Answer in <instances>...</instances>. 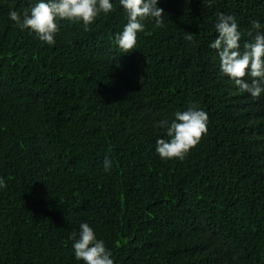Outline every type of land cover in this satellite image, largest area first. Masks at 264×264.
I'll use <instances>...</instances> for the list:
<instances>
[{
    "label": "trees",
    "instance_id": "trees-1",
    "mask_svg": "<svg viewBox=\"0 0 264 264\" xmlns=\"http://www.w3.org/2000/svg\"><path fill=\"white\" fill-rule=\"evenodd\" d=\"M38 2L0 0V264H83L81 223L114 264H264V93L241 92L210 47L218 12L241 48L253 20L264 32V0H158L164 25L145 21L127 54L119 0L87 31L58 21L54 45L9 17ZM191 104L207 135L162 160L156 124Z\"/></svg>",
    "mask_w": 264,
    "mask_h": 264
},
{
    "label": "clouds",
    "instance_id": "clouds-1",
    "mask_svg": "<svg viewBox=\"0 0 264 264\" xmlns=\"http://www.w3.org/2000/svg\"><path fill=\"white\" fill-rule=\"evenodd\" d=\"M119 3L127 13V23L123 31L116 34L115 41L127 54L136 49L138 33L145 31V21L152 20L157 28L164 25V9L158 7V0H119ZM114 10L111 0H39L30 11L21 15L12 10L9 17L21 29H30L42 42L54 45L60 30L58 21L82 22L87 31L98 16ZM217 16L215 29L218 37L210 47L218 52L220 70L241 92L258 99L264 93V32L259 31L262 26L259 21L251 22L255 35L253 37V32H249L248 36L253 38L250 42L245 41L241 48L242 34L235 16L222 12ZM185 39L191 41L192 34L186 35ZM208 122V114L195 104L186 110L175 111L172 119H163L156 124L169 138L157 140L156 152L162 160L183 161L207 135ZM103 164L104 170L109 171L112 161L106 156ZM6 186L4 179L0 178V188ZM71 239L74 240L72 247L76 260L83 261V264H114L111 251L88 223H81L78 238L73 232Z\"/></svg>",
    "mask_w": 264,
    "mask_h": 264
}]
</instances>
